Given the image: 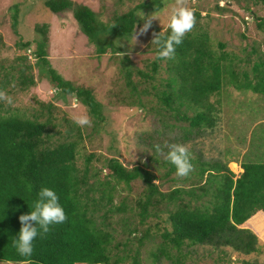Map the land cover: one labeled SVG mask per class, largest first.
I'll return each mask as SVG.
<instances>
[{
  "label": "trees",
  "instance_id": "obj_1",
  "mask_svg": "<svg viewBox=\"0 0 264 264\" xmlns=\"http://www.w3.org/2000/svg\"><path fill=\"white\" fill-rule=\"evenodd\" d=\"M43 5L52 14L70 10L78 30L94 45L95 53L102 55L107 50L112 53L119 50L105 37H128L135 25L134 11L142 8L157 11L160 0H150L148 4L140 3L132 10L113 14L106 23L98 21L87 7L74 6L69 0H45ZM194 14L197 19L198 14ZM12 19L15 29L16 17ZM258 22L257 27L261 28L264 19ZM46 28V25L34 27L40 38L34 41L32 55L46 67L47 81L60 89L62 95H72L95 123L102 121L100 105L91 92L73 87L50 68L45 59ZM164 33L169 34L170 30ZM29 46L30 42L17 45L22 50ZM153 47L156 54L157 47L154 44ZM157 60L163 59H158L156 54V60L150 65L152 73L158 69ZM164 61L169 75L159 87L150 84L137 91L126 73L127 86L136 98L129 103L143 108L141 97L154 91L159 109L173 122L168 129L177 127L179 122L187 124L182 140L188 138L191 130L198 133L203 129L212 130L218 106L210 102V98L219 95L225 83L224 74L235 89L264 98V53L252 63L251 78L241 73L236 79L227 55L223 52L214 55L207 47L205 34L199 32L187 33L176 46L174 59ZM21 65H18L21 67L19 84L32 85V80L22 74L23 70L29 71V66L23 69ZM137 74L143 82L152 79L150 74L141 71ZM45 109L51 116L50 105ZM40 115L26 118L0 109V260L24 259L12 247V239L18 236L21 227L19 216L32 210L37 192L44 186L57 192L68 219L63 224L51 225L47 234L34 240L33 254L28 258L33 264H122L126 260L129 264H140L137 254H126L124 246L135 228L125 227L134 218L136 225L144 227L147 219H158L162 212L167 215L169 230L162 229L157 234L158 242L153 243L150 256L155 262L163 258L169 264H184L195 246L229 248L245 256L259 252L260 233L256 226L264 231V164H241L242 172L234 178L226 163L207 161L196 155L190 158L193 165L190 173L194 179L186 187L161 192L153 185V174L138 165L126 169L113 158L104 159L102 166L107 173L99 177L100 171L91 170L93 156L90 154L83 158L82 167H78L76 148L81 140L80 128L72 123L58 131L49 118L39 122ZM161 164L168 166L165 176L175 170L167 160ZM230 166L233 168L234 164ZM136 181L141 182L144 189L133 199V205L127 206L124 197L117 199V187L122 185L128 191ZM115 216L119 217L113 222ZM114 223L119 228L124 227L121 233L125 235L124 241L113 243ZM148 231V227L143 229L138 244ZM119 247L124 249L118 255Z\"/></svg>",
  "mask_w": 264,
  "mask_h": 264
},
{
  "label": "rangeland",
  "instance_id": "obj_2",
  "mask_svg": "<svg viewBox=\"0 0 264 264\" xmlns=\"http://www.w3.org/2000/svg\"><path fill=\"white\" fill-rule=\"evenodd\" d=\"M45 0H0V84L12 97L13 103L0 101V109L8 113L23 115L26 118L38 117L39 122L50 119L56 124L58 131H63L69 124H74L73 117L86 114L91 123L89 126H77L81 131V140L76 148V165L82 167L83 158L92 155L91 170L100 171L99 177L106 175L103 169L104 159H115L126 169L138 165L153 174L158 190L168 192L175 187H186L194 177L191 173L184 178L177 177L175 170L165 176L168 166H162L165 156L158 153L155 145L162 148L165 143H180L189 146L190 158L196 155L207 161L226 163L227 169L237 178L241 173L236 162L241 164H264V98L250 91L235 89L224 74L223 83L218 96H212L210 102L218 106L216 121L212 128L203 129L199 133L191 130L186 140H182L186 123H177V127H169L173 123L169 116L159 109L154 91L141 97L143 108L134 103L136 98L127 86L129 81L137 91L150 84L158 86L169 75L164 60H157L158 69L152 73L151 63L156 60L153 51L151 33H159L167 29V10L172 0H160V9L155 11L158 20H154L147 34L137 36L139 26L138 13L151 14L154 11L142 8L135 10V25L126 38L106 40L119 50L117 53L106 51L102 55L95 53L93 44L78 30L70 10L52 14L43 5ZM74 6L82 5L90 9L97 20L106 23L113 14H121L132 10L140 3L150 0H69ZM187 6L198 14L194 28L188 33L203 32L207 39V47L214 55L225 53L235 78L241 73L252 77L251 65L256 57L264 53V25L258 28L259 19H264V0H187ZM13 16L16 27L12 28ZM46 25L47 44L45 59L50 68L73 87L87 89L100 105L102 121L95 123L86 108L72 95L54 93L52 85L47 81L46 67L32 55L34 41L40 38L34 27ZM137 25V27H136ZM15 30V31H14ZM30 42L27 49H20L18 44ZM222 45V48H219ZM20 58H23L20 59ZM25 58V59H24ZM227 61V62H228ZM19 63L23 76L33 82L32 85L19 84ZM227 64V63H225ZM137 71L152 75L150 82H143ZM238 75V76H237ZM142 81V82H141ZM240 83V80H237ZM157 88V87H156ZM50 105L51 116L45 109ZM215 114V113H214ZM65 120V121H64ZM165 125L166 127H163ZM58 137L55 135V138ZM168 151L163 148V152ZM166 154V153H165ZM199 154V155H198ZM234 161L232 168L230 164ZM237 165V166H236ZM193 171V170H192ZM144 189L139 181L133 182L130 189L122 185L117 187V199L124 197L127 206L133 205V199L140 196ZM116 199V200H117ZM119 216L113 218V222ZM166 213H160L158 219L149 218L144 227L136 225L134 218L125 229L135 228L124 246L128 255L137 254L140 264H169L163 258L155 262L150 254L153 245L158 242L157 234L162 229L169 230ZM115 233L114 241H124L122 229L112 224ZM148 227L146 238H141L143 229ZM260 233L257 238L259 252L250 255L235 253L229 248L214 249L209 246L193 247V251L185 259L184 264H243L250 262L264 264V231L257 225ZM123 235V238H122ZM154 243V244H153ZM119 247L116 254H120ZM126 260L122 264H129Z\"/></svg>",
  "mask_w": 264,
  "mask_h": 264
},
{
  "label": "clouds",
  "instance_id": "obj_3",
  "mask_svg": "<svg viewBox=\"0 0 264 264\" xmlns=\"http://www.w3.org/2000/svg\"><path fill=\"white\" fill-rule=\"evenodd\" d=\"M138 16L139 20L143 21V25L139 26L138 32H135L134 40L139 35L147 34L153 21L158 20L155 11L151 14L139 12ZM195 24L194 10L187 6V0H172L167 10V29L170 30V33L167 35L163 31L151 33L153 37L151 44L157 47V58L174 59L176 46L183 42L185 35L194 28ZM59 91L58 88L53 89L54 93ZM0 101L7 104L13 103L12 97L2 89H0ZM73 122L77 126L83 127L89 126L91 120L86 114H80L73 117ZM163 148L168 149L166 154L163 152ZM163 148L160 145H155L156 151L163 154L165 159L174 166L175 175L180 178L187 177L193 170L189 146L180 143H165ZM156 182L157 180L153 181V185ZM18 219L21 227L18 236L12 239V247L24 259L14 261L11 258H4L0 260V264H33V261L28 258L33 254L34 240L38 236L47 234L51 225L63 224L68 217L60 204L57 192L44 186L37 192V198L32 203V210L27 214H21Z\"/></svg>",
  "mask_w": 264,
  "mask_h": 264
},
{
  "label": "crops",
  "instance_id": "obj_4",
  "mask_svg": "<svg viewBox=\"0 0 264 264\" xmlns=\"http://www.w3.org/2000/svg\"><path fill=\"white\" fill-rule=\"evenodd\" d=\"M232 163H235L234 161H231ZM237 164H238V166H239V168H240V165H241V162H236ZM235 165V164H234ZM237 166V165H236ZM241 169V168H240ZM241 172H242V170H241Z\"/></svg>",
  "mask_w": 264,
  "mask_h": 264
}]
</instances>
